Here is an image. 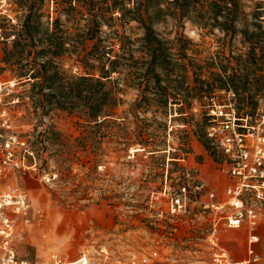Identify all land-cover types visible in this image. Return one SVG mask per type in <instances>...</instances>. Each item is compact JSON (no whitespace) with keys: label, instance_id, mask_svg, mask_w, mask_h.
Listing matches in <instances>:
<instances>
[{"label":"rangeland","instance_id":"374dc122","mask_svg":"<svg viewBox=\"0 0 264 264\" xmlns=\"http://www.w3.org/2000/svg\"><path fill=\"white\" fill-rule=\"evenodd\" d=\"M241 2L248 14L243 19L249 24L262 23V29L252 26L262 35L264 20H254L250 13L256 9L259 19H264V0ZM45 7L54 19L55 4L45 1ZM23 17L18 0H0V110L8 113L6 130L26 142V164L31 166L18 174L16 182L32 202L28 221L18 222L14 240L18 254L32 264H53L52 255L67 264H140L145 258L148 264H211L209 238L214 215L203 207L201 199L193 200L182 191L190 179H199L217 192L229 184L225 158L218 153L212 156L203 144L209 100L217 96L219 101H228L232 91L239 114L247 112L256 124L258 111L264 109V96L255 94L253 87L243 94L214 88L192 107L184 103L183 110L179 104H170L169 110L154 106L135 113L130 106L136 91L124 86L119 95L122 102L115 109L116 120L125 124V131L148 141L156 139L158 145L144 147L137 142L122 150L123 144L117 141H124L123 131L114 139H103L100 156H96L89 141L86 147L78 142L79 137L96 131L87 118L57 107L40 116L33 105L37 90L24 83L27 80L20 81L13 67L3 62L4 49L12 44L13 25L19 26ZM62 19L66 21L64 16ZM245 25L242 21L238 27ZM119 29L132 40L144 34L136 22ZM156 30L171 53L183 43L188 59L197 60L205 69L213 67V61L222 59L227 64L224 57H238L249 50L240 33L199 29L189 21L180 27L171 17L156 24ZM181 32L184 36L179 40ZM254 43L255 53L264 62V35ZM60 65L71 74L86 72L74 56L64 57ZM139 71L131 63L112 78H133ZM197 73L202 74L199 68ZM189 75L192 80V70ZM252 98L257 102L254 106ZM178 199L185 203L180 212L174 210L179 208ZM217 235L221 246L243 257L246 232L221 227ZM258 247L264 254V236Z\"/></svg>","mask_w":264,"mask_h":264},{"label":"trees","instance_id":"16d2710c","mask_svg":"<svg viewBox=\"0 0 264 264\" xmlns=\"http://www.w3.org/2000/svg\"><path fill=\"white\" fill-rule=\"evenodd\" d=\"M45 1L55 4L54 19ZM18 4L24 11L23 21L19 26L13 25L12 44L4 49L3 62L13 67V74L20 81L27 80L24 83L37 90L33 92V105L40 116L57 107L80 112L87 118L96 131L79 137L78 142L86 147L84 144L89 141L96 156H100L103 139H114L123 131L124 141H117L123 144L122 150L127 151L137 142L144 147L158 145L156 139L148 141L125 131L122 128L125 124L116 120L115 109L122 102L119 95L125 91L124 86L136 91L130 106L135 113L154 106L169 110L170 104H179L183 110L184 103L192 107L193 102L201 101L214 88L243 94L253 87L255 94L264 96V62L255 53L254 43L264 33L257 35L252 29L263 26L243 19L248 14L241 0H18ZM250 15L254 20H264L259 19L256 9ZM168 17L180 27L189 21L199 29L240 33L248 41L249 50L238 57H224L227 64L222 59L213 61L211 68L215 70L205 69L197 60L188 59L183 43L174 54L167 49L156 24ZM242 21L246 25L240 28L238 24ZM132 22L144 32L137 40L119 29ZM183 36L181 32L179 40ZM67 56H74L86 72L71 74L64 69L60 60ZM131 63L140 70L133 78H112ZM198 68L203 75L197 73ZM250 104L254 106L257 102L252 98ZM103 127L105 130L100 131ZM204 134L208 142L203 144L212 156L221 154Z\"/></svg>","mask_w":264,"mask_h":264},{"label":"built area","instance_id":"2783aa9c","mask_svg":"<svg viewBox=\"0 0 264 264\" xmlns=\"http://www.w3.org/2000/svg\"><path fill=\"white\" fill-rule=\"evenodd\" d=\"M0 85V102H2ZM228 101L217 96L209 100L207 137L225 158V172L229 184L225 188V200H220L215 189H209L201 180H189L182 188L193 200L201 199L203 207L214 215L211 246V264H258L264 256L258 250L261 236L258 232L264 220V109L258 111L256 124L252 117L239 114L235 93L228 94ZM6 109L0 110V264H32L18 254L14 240L19 220L28 221L32 202L27 192L17 182L18 174L31 168L26 164V142L9 128ZM205 195V196H203ZM206 197L203 200V197ZM180 212L185 206L176 200ZM221 227L248 229L247 258L236 260L231 252L220 245L217 235ZM53 264H66L62 258L52 255ZM140 264H148L147 258Z\"/></svg>","mask_w":264,"mask_h":264},{"label":"crops","instance_id":"0c3cea01","mask_svg":"<svg viewBox=\"0 0 264 264\" xmlns=\"http://www.w3.org/2000/svg\"><path fill=\"white\" fill-rule=\"evenodd\" d=\"M224 192H225V188L222 190V192H217L218 193V195H219V198H220V200H225V194H224ZM240 229H242L244 232H246L247 233V245H246V250H245V252H244V255H243V257L240 259L239 258V254L238 253H232L231 251V254L233 255V257L236 259V260H244V259H246L247 258V247H248V229H246V228H240ZM258 232H259V234H260V236H261V242H262V237L264 236V220L261 222V224H260V227L258 228ZM261 244V243H260ZM258 250L260 251V253L264 256V254L262 253V249H260L259 247H258ZM262 263H264V260L263 261H261L260 263H258V264H262Z\"/></svg>","mask_w":264,"mask_h":264},{"label":"bare ground","instance_id":"6f19581e","mask_svg":"<svg viewBox=\"0 0 264 264\" xmlns=\"http://www.w3.org/2000/svg\"><path fill=\"white\" fill-rule=\"evenodd\" d=\"M137 150V149H136ZM67 264V263H66Z\"/></svg>","mask_w":264,"mask_h":264}]
</instances>
